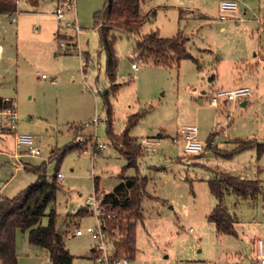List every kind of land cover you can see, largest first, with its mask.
<instances>
[{
	"label": "rangeland",
	"instance_id": "obj_1",
	"mask_svg": "<svg viewBox=\"0 0 264 264\" xmlns=\"http://www.w3.org/2000/svg\"><path fill=\"white\" fill-rule=\"evenodd\" d=\"M74 1L72 7L62 0L59 5L65 10L63 21L77 19L79 32L62 26L51 12L57 0H41L43 13L28 0H18L13 14L0 13V95L15 102L17 131L34 135L42 150L38 156L16 158L13 133H0V194L12 196L13 188L18 192L36 180L35 172L17 167L22 161L45 163L49 176L62 172L56 227L74 255L73 264H99L92 250L94 234H76L96 218L73 214L96 192V179L99 193L121 183L127 160L107 135L108 101L116 133L124 131L130 114L144 112L130 134L140 141L159 140L155 150L145 149L137 167L126 169L127 175L148 177L131 264H260L253 243L264 237V152L258 156L251 148L227 158L206 142L218 123L214 143L224 149H231L236 138L264 142V0H237L236 17L228 19L219 17L223 0H143L142 10L150 17L140 29L115 31V81L107 76V56L94 19L106 0ZM179 29L189 37L187 47L198 63L186 58L178 68L136 58L134 49L143 34L158 30L171 36ZM59 30L73 35L76 44L60 39ZM133 61L139 70L132 68ZM244 85L253 90L246 105L224 99L216 107L210 103L217 89ZM182 124L198 127L205 142L200 153H186L183 144L173 141ZM74 139L84 150L75 147L62 158L53 156ZM93 140L106 143L96 155ZM213 169L262 182L255 198L229 193L223 200L237 215L238 235L218 234L208 220L216 204L207 180ZM42 223H48V216ZM17 251L19 264H51L47 252L30 243L29 230H18Z\"/></svg>",
	"mask_w": 264,
	"mask_h": 264
},
{
	"label": "trees",
	"instance_id": "obj_2",
	"mask_svg": "<svg viewBox=\"0 0 264 264\" xmlns=\"http://www.w3.org/2000/svg\"><path fill=\"white\" fill-rule=\"evenodd\" d=\"M40 1L28 0L33 6L38 5ZM142 2L143 0H106L104 8L94 14L96 27L100 33V45L107 56V76L112 81L116 80L118 70L115 31L123 30L133 33L140 29L150 17L149 12H143ZM17 9L18 0H0V12L13 14L17 12ZM57 35L69 44H76L73 42V35L62 33L60 30ZM188 38L180 29L171 36H163L158 30L150 31L141 36L134 53L138 59L166 67L179 68L182 60L186 58H192L198 63V58H195L187 47ZM66 50H69L68 47ZM2 98L0 97V100ZM106 107L107 135L127 160L120 174L122 182L116 186L114 191L104 194L102 199L106 212L115 213L113 218L108 219L113 246L111 257L113 260L120 257L134 259L138 251L137 223L144 219L142 203L148 193L146 190L148 177L139 174L127 175L126 169L137 167L139 158L144 155L145 149L142 148L140 140L132 136L130 131L145 113L130 114L124 131L118 134L114 130L112 108L108 101ZM213 137L212 134L208 138L207 147L224 157H232L251 148L257 149L258 156L264 152V142H259L256 137L234 139L231 149H220L215 145ZM94 144L93 142L92 145ZM75 147L84 148L75 139L66 149L53 156L62 158L68 149ZM26 169L37 174L36 180L12 197H0V264H19L18 230H29L30 243L45 249L51 264H73L74 255L67 248L64 235L56 227L58 213L55 206L60 186L59 172L49 176L45 163L28 164ZM208 184L216 200L215 206L207 215L208 220L215 224L218 234H234L238 218L223 205L224 198L229 193H235L243 198H255L262 190V182L259 179L244 178L217 170L215 175L208 179ZM95 191H99L97 179L95 180ZM89 212L88 207L82 206L73 216L82 218ZM44 216H48L47 224L42 223Z\"/></svg>",
	"mask_w": 264,
	"mask_h": 264
},
{
	"label": "built area",
	"instance_id": "obj_3",
	"mask_svg": "<svg viewBox=\"0 0 264 264\" xmlns=\"http://www.w3.org/2000/svg\"><path fill=\"white\" fill-rule=\"evenodd\" d=\"M63 5L72 7L74 5V0H62ZM237 0H223L219 5V17L221 19H228L236 17V11L238 9ZM60 24L65 27H70L79 32L82 28L76 20L63 21L65 17V10L63 6H58L55 12ZM62 46L66 49L67 43L63 42ZM1 48V47H0ZM132 67L135 70L139 69L137 62L132 63ZM46 77L45 74H43ZM55 80V79H54ZM252 89L248 86H240L232 89H217L210 96V103L214 105H219L222 99L228 101L234 100H244L251 93ZM18 112L13 99L9 97H3L0 100V133H13L15 137V143L17 147H25L27 152L33 156H38L41 154V148L35 143V137L31 133L18 132ZM221 126L218 123V127ZM218 127L214 129L213 135L216 136L218 133ZM198 127L194 124H183L180 126L179 132L176 136L172 137L174 142L183 144L184 151L190 154L200 153L205 146V142L200 139L198 134ZM93 155L98 154V152L105 148L106 143H97L94 141ZM141 146L144 149L155 150L159 143V140L154 137H146L141 141ZM58 178L62 180L64 174L62 172L58 173ZM104 194L95 192L87 197L84 207L89 208V214L94 215L96 218V223L94 225H89L86 228H78L76 230L77 235H82L85 232L94 234L96 237V244L94 248V258L99 264H131L130 259L127 257H120L117 259H112L113 251L111 250L112 240L111 232L108 225V219L115 216V213L106 212L105 207L102 205V199ZM256 258L261 263L264 264V238H257L255 242Z\"/></svg>",
	"mask_w": 264,
	"mask_h": 264
},
{
	"label": "crops",
	"instance_id": "obj_4",
	"mask_svg": "<svg viewBox=\"0 0 264 264\" xmlns=\"http://www.w3.org/2000/svg\"><path fill=\"white\" fill-rule=\"evenodd\" d=\"M57 1H58V2H57V4H58V5H57V8H58V6H59V0H57ZM39 3H40V2H39ZM55 3H56V2H55ZM34 7H38V8L40 9V10L37 11V13H43V10H41V9H43V7H45V6H43V7L41 8V5L38 4V5L34 6ZM57 8H56V9H57ZM56 9H55L54 11L51 10V12H54V13H55V12H56ZM17 11H18V9H17ZM0 13H4V12H0ZM6 14H8V13H6ZM75 20L77 21V19H75ZM77 22H78V21H77ZM56 35H57V33H56ZM0 47H1V45H0ZM1 49H2V47L0 48V51H1ZM2 52H3V51L0 52V59H1V57H2ZM132 68H133V67H132ZM134 70H135V69H134ZM138 70H139V69H138ZM53 81H54V79H53ZM244 86H248V85H244ZM236 87H240V86H236ZM236 87H234V88H236ZM248 87H249V86H248ZM231 89H232V88H231ZM204 93H205V92H204ZM0 97H4V96H1V95H0ZM201 101H203V100L201 99ZM211 104H212V103H211ZM241 104H242V105H246V104H247V99L242 100V101H241ZM212 106H215V107H216V106H219V105H214V104H212ZM182 125H183V124H182ZM179 129H180V127L178 128L176 135L178 134ZM212 131H214V128H212ZM6 134H7V133H6ZM162 134H163V133H162ZM162 134H161V135H162ZM212 134H213V132H211V133L209 134L208 138H209ZM13 135H14V134H13ZM0 136H1V134H0ZM13 137H14V136H13ZM236 139H237V138H236ZM74 140H75V139H74ZM233 140H234V139H233ZM233 140H232V141H233ZM232 141H231V142H232ZM215 143L217 144V142H215ZM232 144L234 145L233 142H232ZM217 146H218L220 149H224V148L220 147L219 144H217ZM14 150H15L14 156H15L16 158H21V157H25V156H31V157H34L33 155H31V154H29V153L27 152V150H26L25 147H17V146H16V143H15V137H14ZM214 152H215V151H214ZM227 158H228V157H227ZM28 164H30V163H26V162H23V161H22V162L20 163V165H18L17 167H18V168L23 167V168L26 169V165H28ZM31 165H33V164H31ZM35 165H37V164H35ZM216 171H217V170H214V169H213V176L215 175ZM218 171H221V170H218ZM213 176H212V177H213ZM212 177H210V178H212ZM208 179H209V178H208ZM208 179H207V180H208ZM121 182H122V179H121ZM21 190H22V189H21ZM101 190H102V191H101V192H102L101 194H106V193L109 192V191L104 190V189H101ZM114 190H115V188H114ZM114 190H113V191H114ZM12 191H13V192H11V193H13V194H11V195L14 196V195L17 194L20 190H19L18 192H15V191H16V188H15V189L13 188ZM110 192H111V191H110ZM1 196L12 197V196H6V195H3V194H2V195L0 194V197H1ZM235 228H236V225H235ZM83 234H84V233H83ZM235 234L238 235L237 230H236ZM260 237H261V236H258L257 238H260ZM257 238H256V239H257ZM261 238H264V237L262 236ZM255 242H256V240H255L254 243H253V245H254V257H255V259L257 260V258H256V249H255ZM39 248H40V247H39ZM41 249H42V248H41ZM93 249H94V248H93ZM93 249H92V250H93ZM43 250H45V249H43ZM45 251H46V250H45ZM257 261H258V260H257ZM258 262H259V261H258ZM259 263H260V262H259ZM260 264H261V263H260Z\"/></svg>",
	"mask_w": 264,
	"mask_h": 264
}]
</instances>
